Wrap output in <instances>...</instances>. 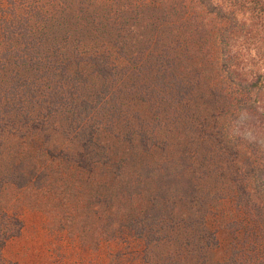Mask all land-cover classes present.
Listing matches in <instances>:
<instances>
[{
    "label": "trees",
    "instance_id": "1",
    "mask_svg": "<svg viewBox=\"0 0 264 264\" xmlns=\"http://www.w3.org/2000/svg\"><path fill=\"white\" fill-rule=\"evenodd\" d=\"M241 119L264 133V0H0V264L26 197L104 264H264Z\"/></svg>",
    "mask_w": 264,
    "mask_h": 264
},
{
    "label": "rangeland",
    "instance_id": "2",
    "mask_svg": "<svg viewBox=\"0 0 264 264\" xmlns=\"http://www.w3.org/2000/svg\"><path fill=\"white\" fill-rule=\"evenodd\" d=\"M234 133L264 143V133L249 130L244 119L236 123ZM24 199L33 202L23 212L26 226L22 236L12 241L6 249L8 258L27 264H104L107 252L105 247L100 252L89 248L92 233L83 238L85 240L56 233L51 229L57 219L48 212L43 204L45 200L41 197L38 199L40 202L30 197Z\"/></svg>",
    "mask_w": 264,
    "mask_h": 264
}]
</instances>
